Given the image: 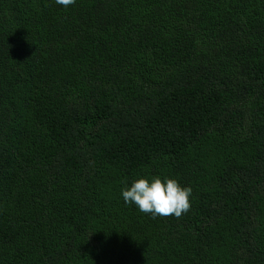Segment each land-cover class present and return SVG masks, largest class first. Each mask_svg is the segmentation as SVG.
I'll return each instance as SVG.
<instances>
[{"label":"trees","instance_id":"1","mask_svg":"<svg viewBox=\"0 0 264 264\" xmlns=\"http://www.w3.org/2000/svg\"><path fill=\"white\" fill-rule=\"evenodd\" d=\"M0 264H264V0H0Z\"/></svg>","mask_w":264,"mask_h":264},{"label":"clouds","instance_id":"2","mask_svg":"<svg viewBox=\"0 0 264 264\" xmlns=\"http://www.w3.org/2000/svg\"><path fill=\"white\" fill-rule=\"evenodd\" d=\"M57 5L65 8L73 5L75 0H55ZM190 187H182L177 180L153 177L151 181L140 178L132 182L131 186L121 190L126 204H134L140 212L153 218H180L191 208Z\"/></svg>","mask_w":264,"mask_h":264}]
</instances>
